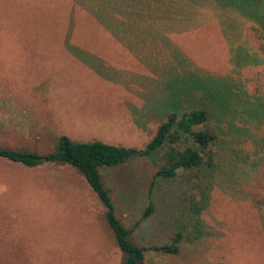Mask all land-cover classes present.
Returning <instances> with one entry per match:
<instances>
[{"label": "rangeland", "instance_id": "374dc122", "mask_svg": "<svg viewBox=\"0 0 264 264\" xmlns=\"http://www.w3.org/2000/svg\"><path fill=\"white\" fill-rule=\"evenodd\" d=\"M3 2L31 38L8 61L0 45V147L48 154L64 135L142 150L168 114L208 110L218 164L196 234L183 173L162 178L159 154L100 174L139 264H264V0ZM105 212L71 166L0 158V264H122ZM178 230L179 254L154 249Z\"/></svg>", "mask_w": 264, "mask_h": 264}, {"label": "trees", "instance_id": "16d2710c", "mask_svg": "<svg viewBox=\"0 0 264 264\" xmlns=\"http://www.w3.org/2000/svg\"><path fill=\"white\" fill-rule=\"evenodd\" d=\"M223 1L228 3L231 0ZM259 50L264 54V44ZM258 76L260 77L259 74ZM218 136L219 133L211 120L210 112L205 109H195L181 115L168 114L158 126L154 137L142 150L113 146L100 141L75 142L62 135L57 139V149L53 153L38 154L0 147V158L27 168L43 164L69 165L74 168L85 178L104 206L107 223L124 256L122 264H139L146 250L130 239V229L125 227L116 216L100 170L119 166L132 158L159 154L162 178L166 181L173 180L177 177L178 171L183 173L178 205L179 217L184 230L192 229L196 234L201 226V214L205 209L212 186L210 175L218 164L216 152ZM257 203L264 208V196ZM153 208V204L150 203L145 210L144 218L151 215ZM184 230L176 231L168 245L154 249L164 254H179L183 240L187 238Z\"/></svg>", "mask_w": 264, "mask_h": 264}, {"label": "crops", "instance_id": "0c3cea01", "mask_svg": "<svg viewBox=\"0 0 264 264\" xmlns=\"http://www.w3.org/2000/svg\"><path fill=\"white\" fill-rule=\"evenodd\" d=\"M11 1L13 2V0ZM22 34H25L26 37L23 38ZM29 38L31 37L28 36V26H25V33H23L22 26L19 25V14L12 10L10 5L6 6L4 4L0 11V45L3 50L4 61L11 60L9 55L10 46H14V43L20 44L21 41H27Z\"/></svg>", "mask_w": 264, "mask_h": 264}]
</instances>
